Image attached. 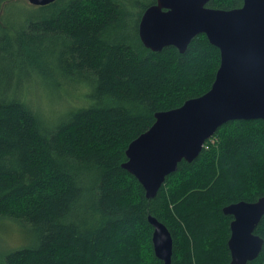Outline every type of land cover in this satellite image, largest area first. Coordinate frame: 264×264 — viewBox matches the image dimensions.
Wrapping results in <instances>:
<instances>
[{"label": "trees", "instance_id": "1", "mask_svg": "<svg viewBox=\"0 0 264 264\" xmlns=\"http://www.w3.org/2000/svg\"><path fill=\"white\" fill-rule=\"evenodd\" d=\"M156 2H138L136 21L126 0H56L10 21V5L30 2L0 0V220L38 238L1 264H163L150 215L172 234L173 264H229L223 208L264 196V120L219 127L153 198L123 167L156 113L208 92L221 62L206 34L184 53L146 47L140 21ZM41 87L55 101L83 89L92 102L53 122L32 97ZM256 232L264 238V217ZM248 264H264V247Z\"/></svg>", "mask_w": 264, "mask_h": 264}, {"label": "water", "instance_id": "2", "mask_svg": "<svg viewBox=\"0 0 264 264\" xmlns=\"http://www.w3.org/2000/svg\"><path fill=\"white\" fill-rule=\"evenodd\" d=\"M44 6L56 0H28ZM210 0H157L142 15L139 34L153 51L174 46L184 53L192 40L206 34L221 53L211 89L182 106L156 113L154 124L126 150L123 167L143 185L148 198L157 195L182 160L193 161L206 141L233 120H264V0H243L239 8L208 7ZM231 221L229 264L256 259L264 238L255 233L264 217V196L223 208ZM153 245L163 264H173V237L168 227L150 215Z\"/></svg>", "mask_w": 264, "mask_h": 264}, {"label": "rangeland", "instance_id": "3", "mask_svg": "<svg viewBox=\"0 0 264 264\" xmlns=\"http://www.w3.org/2000/svg\"><path fill=\"white\" fill-rule=\"evenodd\" d=\"M150 2L151 0H126L128 7L134 12V17L129 19V21H136V19L141 15L138 2ZM38 5H33L31 3L26 4H12L6 12L10 21L21 20L24 16L33 14L31 10L33 7ZM30 13V14H29ZM18 22V21H16ZM77 94L71 91H67V95L60 97V101L51 100V96L47 94L44 88H40L38 93L32 94L34 101L36 102L38 108L42 113L49 114L50 118H55L53 122L60 120L65 114L72 110H76L82 107L83 104L86 106L91 104V99L87 97L83 89H76ZM53 92H55L53 90ZM60 102L62 106H60ZM85 106V105H83ZM75 109H71L74 108ZM59 112L63 113L61 117L57 115ZM57 115V116H56ZM20 222H16L9 219L0 220V264L3 262V257L11 251L33 247L35 243L38 242V238L35 232L31 231L28 227Z\"/></svg>", "mask_w": 264, "mask_h": 264}, {"label": "flooded vegetation", "instance_id": "4", "mask_svg": "<svg viewBox=\"0 0 264 264\" xmlns=\"http://www.w3.org/2000/svg\"><path fill=\"white\" fill-rule=\"evenodd\" d=\"M231 216V221L234 219V216L230 215ZM257 230V229H256ZM255 233L257 234V232L255 231ZM259 235V234H258Z\"/></svg>", "mask_w": 264, "mask_h": 264}, {"label": "bare ground", "instance_id": "5", "mask_svg": "<svg viewBox=\"0 0 264 264\" xmlns=\"http://www.w3.org/2000/svg\"><path fill=\"white\" fill-rule=\"evenodd\" d=\"M29 14H30V13H29ZM220 137H221V136H220ZM208 141H209V140H208ZM220 141H221V140H220ZM210 144H211V142H210ZM216 144H217V143H216ZM216 144H215V145H216ZM213 145H214V144H213ZM213 147H214V146H213ZM128 172H129V171H128ZM170 176H171V175H170ZM138 182H139V181H138ZM19 224H20V223H19Z\"/></svg>", "mask_w": 264, "mask_h": 264}]
</instances>
